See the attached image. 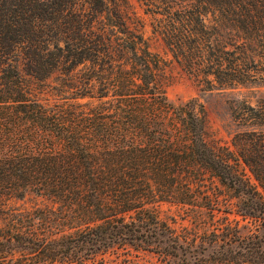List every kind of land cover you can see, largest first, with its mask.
Masks as SVG:
<instances>
[{"label": "trees", "instance_id": "trees-1", "mask_svg": "<svg viewBox=\"0 0 264 264\" xmlns=\"http://www.w3.org/2000/svg\"><path fill=\"white\" fill-rule=\"evenodd\" d=\"M137 2L171 60L131 0H0V264H264V99L228 146L166 92L264 83V0Z\"/></svg>", "mask_w": 264, "mask_h": 264}, {"label": "rangeland", "instance_id": "rangeland-1", "mask_svg": "<svg viewBox=\"0 0 264 264\" xmlns=\"http://www.w3.org/2000/svg\"><path fill=\"white\" fill-rule=\"evenodd\" d=\"M131 2L144 21L145 35L150 39L153 50L159 52L167 60H171V56L165 53L162 41L155 38L151 32L152 17L145 14L137 0H131ZM169 74L170 84L166 91L169 101L174 105H180L191 99L199 98L206 109L210 127V141L223 145L230 146L232 138L238 130L232 117V102L241 99L255 106L260 99H264V83L203 92L199 82L175 62L170 64ZM30 205L31 203L28 202L24 206L29 207ZM161 215L163 217L177 215V208L164 205L161 209ZM231 218L234 219V216ZM185 224L187 223L185 222ZM127 264H160V260L152 255L140 253L132 259V262Z\"/></svg>", "mask_w": 264, "mask_h": 264}]
</instances>
